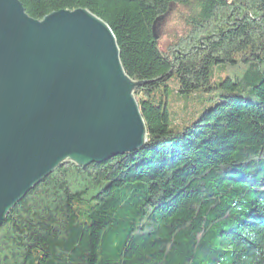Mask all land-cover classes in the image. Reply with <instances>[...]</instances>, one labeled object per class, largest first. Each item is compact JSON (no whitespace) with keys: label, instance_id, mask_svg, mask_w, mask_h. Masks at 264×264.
I'll return each instance as SVG.
<instances>
[{"label":"trees","instance_id":"16d2710c","mask_svg":"<svg viewBox=\"0 0 264 264\" xmlns=\"http://www.w3.org/2000/svg\"><path fill=\"white\" fill-rule=\"evenodd\" d=\"M18 1L36 21L84 9L108 25L146 83L147 141L35 186L0 227V264H264V0ZM173 7L188 15L163 44L152 27ZM169 83L212 106L171 127Z\"/></svg>","mask_w":264,"mask_h":264},{"label":"water","instance_id":"95a60500","mask_svg":"<svg viewBox=\"0 0 264 264\" xmlns=\"http://www.w3.org/2000/svg\"><path fill=\"white\" fill-rule=\"evenodd\" d=\"M145 84L125 74L112 31L89 11L36 21L18 0H0V227L64 164L83 168L142 149L134 93Z\"/></svg>","mask_w":264,"mask_h":264},{"label":"rangeland","instance_id":"374dc122","mask_svg":"<svg viewBox=\"0 0 264 264\" xmlns=\"http://www.w3.org/2000/svg\"><path fill=\"white\" fill-rule=\"evenodd\" d=\"M188 10L182 7H173L171 11L157 23L156 33L162 38V43L173 40V34H181L184 27V17L188 15ZM158 37V38H159ZM214 80L217 82L218 75L214 73ZM209 92L201 93L194 97L177 94L172 83L168 88V110L172 119L171 127L183 125L199 116L204 109L212 106V102L207 100ZM184 118L183 122L181 119Z\"/></svg>","mask_w":264,"mask_h":264}]
</instances>
